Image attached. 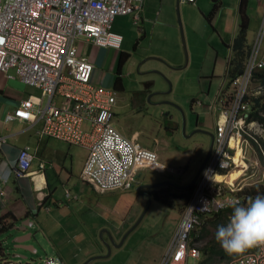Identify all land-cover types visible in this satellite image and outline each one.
I'll list each match as a JSON object with an SVG mask.
<instances>
[{"label": "built area", "instance_id": "2783aa9c", "mask_svg": "<svg viewBox=\"0 0 264 264\" xmlns=\"http://www.w3.org/2000/svg\"><path fill=\"white\" fill-rule=\"evenodd\" d=\"M143 1L0 0V73L9 79L18 78L40 91L39 96L22 99L14 114L6 113L3 120L22 119L31 124L40 121L39 136L85 148L87 156L79 175L97 192L132 189L142 169L170 174L182 172L180 168L161 164L154 150L125 137L113 126L115 93L91 82L93 64L77 54L75 43L79 38L99 47L118 49L122 35L111 30L115 16L130 15L131 24L140 30ZM263 33L264 24L258 31L256 45L250 49L243 72L227 87L222 84L214 101L206 105L209 110L217 109L213 146L184 215L158 264H188L189 258L197 259L200 249L189 244V233L200 224L201 213L240 203L236 192L244 185L238 182L231 185L225 179L216 181L215 176L217 173L226 175L237 168L234 155L238 149L241 159L250 163L254 158L249 154L255 151L250 141L259 144L256 130L264 131L256 121L246 120L247 97L259 94L261 89L258 86L255 93L250 94L247 87L252 74L264 69L260 52ZM56 96L71 98L72 103L56 104ZM231 141L235 143L234 148L229 145ZM258 147L261 151L260 144ZM33 157L29 146L19 151L13 168L15 176L28 174ZM44 167L45 163L40 162L39 169ZM253 169V165L249 166L245 173ZM257 179L264 180V177ZM7 180L8 174L0 171V199L7 194ZM64 196L69 199L71 194L66 190ZM40 264L62 263L45 257ZM225 264H264V246L254 247Z\"/></svg>", "mask_w": 264, "mask_h": 264}, {"label": "rangeland", "instance_id": "374dc122", "mask_svg": "<svg viewBox=\"0 0 264 264\" xmlns=\"http://www.w3.org/2000/svg\"><path fill=\"white\" fill-rule=\"evenodd\" d=\"M153 2L155 4L162 3L165 10L171 14L175 22L173 25L174 30H171V24L166 22L161 16H158L160 6L156 9L151 23L147 25L146 35L144 36L142 28L140 30L137 29L130 23V21L120 23V32L124 39L120 50L132 52V59L127 63V66H122L121 75L125 76L124 82L126 90L116 91V113L113 117L112 124H114L113 126L118 131L119 128L122 129L123 133L119 132L122 135L124 134L125 137L131 140L134 139V141L142 146L154 150L158 162L165 166L180 168L182 169V172L180 174H170L168 172L161 173L150 169L140 170V174L143 177H137L138 185L140 183L145 184L148 181L157 183L166 182L169 185H173L178 190H170L168 186L164 188L166 193H175L167 199H163L172 206L166 202L160 203L155 200H150L148 202L147 199H144V206L142 207V210H139V208L138 210L136 209L135 218L131 214L130 216L125 217L130 218L131 223L133 222L131 224L132 227L137 218L142 214L144 207L148 206L139 223L134 226L133 230V233L138 235V238H141L142 241L137 239L136 242H130L125 248L123 247L124 249L122 248L123 250H115L119 252L113 256L109 255L110 249L109 251L106 249V255H109V257L101 259L103 261H108L105 264H136L138 261L137 259L143 254L147 257L153 255L154 258L157 259L160 255L159 252L169 238L168 245H165L161 255L166 252L188 206L197 177L203 167L199 171L193 184L187 187H193V189L191 190V195L185 205L178 200L177 195L180 191L187 188L180 189L178 186L186 185L194 178L200 167L199 164L205 156V149L210 142V134L215 131V113L217 112V109L214 111L209 110L206 105L210 102V99L220 85L226 84L224 70L226 67V60L229 56V49L224 43L217 44L215 39L209 44L205 41L211 37V33L214 29L212 22L208 21L206 15L210 10V7H205L203 4H199L198 0L194 3L180 1L177 3L176 0H153ZM255 2L256 4L259 3L258 0H255ZM205 3L208 5L209 0H205ZM201 9H204L205 13H203ZM247 16L250 19V16ZM182 17H184V22L187 21L190 24L188 30L191 36V56H189ZM250 24L251 23L249 22L248 34L250 33ZM263 24L264 11L258 22L257 29H255V32L250 38L249 44L251 47H253L254 44L256 45L258 31ZM216 29L221 30L224 28L219 23ZM152 44L154 47L149 48ZM215 44L217 46V51L211 48V45ZM75 45L77 47V43H75ZM133 47H135L134 50ZM146 48L153 50L155 55H147ZM263 50L264 33L260 43V52L262 53ZM147 57L154 58V60L149 63H145V66L149 68V73L144 74L152 80V83L148 86L144 84V87L135 86L134 79H141L143 75H139L140 70H136L135 72H132L131 70H133L134 65L136 67ZM127 71H129V73H126ZM10 73L13 74V71L11 70ZM208 90H210L209 93ZM247 90L250 94H254L257 90V83L249 82ZM60 99H57V101ZM58 103L61 104V100ZM14 112L15 109L8 113L14 114ZM182 118L184 119L185 124L183 129L181 125ZM202 119L204 121H202ZM117 120L118 123L116 122ZM201 122L202 125H199ZM40 127L41 122H36L33 131L35 132L36 130H39ZM193 127L195 128L193 129ZM38 137L47 136L38 135ZM255 137L260 144L262 162L258 157L259 149L258 151L255 150L253 153L251 152V154H249L250 158L256 160V165L252 172H249V174L245 173L244 177L238 181V184L242 186L255 181L257 178L264 177V146L262 144L264 143V131L259 129L256 130ZM54 139L55 138L49 140V146L44 153V158L54 165L56 172L62 170L65 176H67V169L70 168V158L69 156H66L65 153L68 152L69 155H72L73 167L78 169L83 165L87 156V150L80 146L69 144L59 139ZM195 142L200 144L195 145L197 144ZM212 146L213 139L211 148ZM22 148H20V150ZM208 157L209 154L207 159ZM41 162H44L46 166L45 161ZM13 168L14 165L11 169H8L9 171L4 172L8 174V180L5 187L6 193L8 184L13 182L14 178H17L14 174ZM44 169L45 167L38 171L41 172ZM48 174V180L51 182L50 184L54 189L53 197L62 199V184L56 181L57 177L54 175L53 171ZM32 178L33 176L30 177L31 180H33ZM142 187L147 188L144 186ZM142 187L138 186V189L142 190ZM136 188L137 187L134 186L129 190L109 192L104 195L94 194L92 197L98 199L99 202L102 203L100 209L102 208L104 210L103 214H105V216L106 213H112L113 216L117 218L116 212L122 210L124 201H130L133 200V198H136L137 195L139 196L140 191ZM34 189L36 193L37 190L35 187ZM160 189L156 188L157 191ZM143 194L145 196L148 195L147 193ZM148 196L151 198L150 195ZM89 198H91L90 195ZM212 213L214 214L215 212L201 213V221L205 214H211L210 216H212ZM107 216L109 217L108 214ZM229 217L230 215L228 216V219ZM217 220L218 218H215L213 224ZM213 224L209 223L206 225V231L208 233L205 237L199 238V240H195L193 232L201 225V222L191 229L189 233V244L195 245L199 248L200 254L197 259L189 258L187 261L188 264H225L229 260L252 250V248H250L242 254L239 253L230 257L226 261L222 260L219 255L204 254L202 248L212 239V233L214 231ZM17 226L22 227V222H19ZM10 232L11 231L0 232L1 244H5L4 242L6 239L9 244L13 243V238L15 236H11L9 234ZM23 233L24 232L18 231L17 234L14 235H23ZM196 233H199L198 230ZM33 241L38 246L39 255L42 254L43 256L45 253L50 254L45 249L42 236L37 235ZM8 248L9 249H7L6 253H9L11 256L13 253H16L11 247ZM131 251H134V253ZM11 256H8V260H12V264H25L26 260L19 262L17 261V257ZM41 258L42 257L39 256L35 257L34 264H40L42 261ZM141 264H143V262Z\"/></svg>", "mask_w": 264, "mask_h": 264}, {"label": "crops", "instance_id": "0c3cea01", "mask_svg": "<svg viewBox=\"0 0 264 264\" xmlns=\"http://www.w3.org/2000/svg\"><path fill=\"white\" fill-rule=\"evenodd\" d=\"M179 1L187 2L176 0L177 3H179ZM258 1L259 3L256 4L255 0H247L244 7L245 14L250 16V19L248 18V27L249 22L251 23L249 29L250 33L248 34L247 31L248 43L252 34L255 32V29H257L258 22L260 21L264 11V0ZM194 2H196V0H194ZM198 3L201 5L203 4L205 7H210V10L206 15L208 21L212 22V25L214 26L211 37L208 40H205L206 43L209 44L213 39H215L217 44L224 43L228 47L238 30L240 22L239 0H221L220 6L215 10L212 16L210 15L213 10L211 0H209L208 5H206L205 0H198ZM158 6H160L158 16H161L166 22L171 24V30H174L173 25L175 22L171 14L165 10L163 4H155L153 0H144L140 22V28H142L143 36L146 35V27L151 23ZM201 11L205 13L204 9H201ZM182 19L187 46L189 49V56H191V36L188 30V26H190V24L187 21L184 22V17H182ZM129 21L131 23L130 15L115 16L111 27L112 31L122 35L119 25L121 22ZM219 23L224 29H216ZM123 40L124 39L122 37V42ZM121 47L122 43L118 49L99 47L84 38H79L77 40L76 47L77 54L84 56L91 64H93L91 82L103 88L110 89L115 93L113 117L116 113L115 109L117 104L116 91L112 89L113 79L118 73V76L122 77V89L117 91L126 90L124 82L125 76L121 75L122 66H127V63L132 59V52L120 50ZM151 47H154V45L152 44L149 48ZM216 47V44L211 45V48L217 51ZM134 48L135 47H133V50ZM149 48H146L147 55H155L154 51ZM228 49L229 58L231 50L229 47ZM120 52L127 53L128 58L126 62L122 63L121 66L118 67L117 61ZM262 56L264 58V50L262 52ZM152 60H154V58L147 57L136 67L135 65L133 66V70H131L132 72L140 70L139 75H143L141 79H134L135 86L144 87V84L148 86L152 83V80H150L148 76L144 75L149 73V68L145 66V63L147 64ZM117 70L119 72H117ZM10 71L11 70H9V72ZM126 73H129V71ZM221 86L222 85H220V87ZM225 86L227 87L226 84ZM220 87L217 89L210 101H214ZM209 91L210 90H208V93ZM29 95L39 96L40 91L35 87L23 84L18 78L9 79L6 78L3 73H0V137H2L0 147L4 144L12 148H22L23 146L30 147L34 157L27 176L29 178L33 176L32 179L34 187L37 190L35 193L36 203L34 206L27 205L22 200L18 192L15 190V184L12 182L7 186V196L0 199V216L10 211L16 218V220L13 221L14 225L5 230L11 231L9 234L11 236H15L13 238V243L9 244L7 239L4 242L5 244L0 243V264L13 262L12 260H8L11 256L9 253H6L7 249H9L8 247H11V249L16 252L13 253L11 257H17V261L19 262L24 261L20 258V256L26 255L27 257H32L33 259L39 256L42 257L41 260L45 257L56 258L61 261L62 264H105L108 261H103L101 260L102 258L109 257V255H116L119 251L115 250H123L130 242H136L137 239H139V236L135 235L133 230L134 226L139 223L140 216L137 218L132 227L131 224L133 222L131 223L130 218L125 217L130 216L131 214L135 218L136 209L138 210L139 208V210H142L145 198L137 195V197L133 198V200L124 201L122 210L116 212L117 218H115L112 213H106L105 216V214H103L104 210L102 208L100 209V205H102V203H100L98 199H94L92 196L94 194L104 195L109 192H120V190L96 192L90 184L80 179L79 170L82 165L78 169L74 168L72 155H69L68 152L65 153V155L70 158V168L67 169V176H65L62 170L56 172L54 165L49 163V161L44 158V153L49 146V140L53 138L38 137V130L35 132L33 131L35 124L28 123L22 119H16L8 122L3 120L6 113L12 112L14 109L16 110L20 101L27 98ZM55 98L56 104H58L60 100L61 105H70L72 103L71 98L68 97L56 96ZM57 99L60 100L57 101ZM202 121L204 120L202 119ZM116 122L118 123V120ZM199 125H202V122ZM119 131L122 132V129L119 128ZM195 143V145L200 144L198 142ZM41 161H45L46 166L44 170L39 172L38 164ZM14 163L15 162H13L0 148V171L7 172L8 169L13 167ZM51 171H53L54 175L57 177L56 181L63 186L62 199L53 197L54 189L47 177L49 175L48 173ZM140 177L142 178L143 176ZM151 183L157 182L148 181L145 184ZM145 184L140 183L139 185H135V187H137L136 189L138 191H141L138 189V186L142 187V185ZM142 189L144 188L142 187ZM66 190L71 194L69 199L64 196ZM140 194L144 195L143 192H140ZM89 195L91 198H89ZM44 199H46L45 204L40 207L42 200ZM19 222H22V227L17 226ZM18 231L24 232L23 235H14L17 234ZM37 235L43 237L45 249L50 253H45V255H43L44 257L42 254L39 255L38 246L33 241ZM139 240L142 241L141 238ZM168 242L169 238L166 240L159 252L160 255L165 245H168ZM106 249H108V251L110 249L109 255H106ZM131 252L134 253V251ZM160 255L157 259L154 258L153 255L149 257L144 254L140 255L136 264H141L142 262L143 264H158V261H160L159 259H161L163 254L161 256Z\"/></svg>", "mask_w": 264, "mask_h": 264}, {"label": "trees", "instance_id": "16d2710c", "mask_svg": "<svg viewBox=\"0 0 264 264\" xmlns=\"http://www.w3.org/2000/svg\"><path fill=\"white\" fill-rule=\"evenodd\" d=\"M212 2V11L210 15L212 16L215 10L220 6L221 0H211ZM247 0H239V17L240 22L238 25V30L236 34L234 35L231 43L228 45V47L231 50V55L227 60L226 63V70H225V79H227L226 85L230 84V81L239 76L244 69L245 61L249 55L251 46L247 41V31H248V17L245 14V3ZM113 23V22H112ZM112 30V29H111ZM128 54L125 52H120L118 56V67L121 66L123 63V60L125 57H127ZM117 72H119L117 70ZM256 82L257 87H261L260 93L256 95L248 96L247 100V121H256L263 129H264V69L255 71L252 74L251 77V83ZM112 89L117 91L122 89V77L117 75L115 76V79L113 81ZM253 148H255L256 151H258V143L254 142L253 140L250 141ZM262 142V141H261ZM264 146V143H262ZM259 160L262 162V156L261 152L259 150L258 152ZM193 187L187 188L185 190H182L177 195L178 200L185 205L191 195V190ZM15 190L18 192V188L15 186ZM177 193V192H176ZM172 194L175 193H166L165 189L161 188L159 191H154L151 194V200H156L160 203H168L166 200L168 197H170ZM264 195V180L257 179L255 182H252L250 184L244 185L243 188L236 192V195L240 197V204L246 205L248 203L249 198H254L256 195ZM20 196V194H19ZM21 197V196H20ZM47 198V197H46ZM45 200H42V204L40 207L44 206ZM170 206H172L170 203H168ZM232 213V207H228L227 209L212 213V216L210 215H204L202 217L201 225L196 228L193 232V235L195 237V240H199V238L205 237V235L208 233L206 231V225L209 223L213 224V221L215 218H218V220L213 224L214 225V231L212 233V239L209 241L207 245H205L202 248V252L204 254H215L219 255L222 260H228L230 257L236 255L234 254H227L220 246V244L215 239V232L217 230L218 225H223L228 222V216ZM210 216V217H209ZM16 220L15 216L12 214V212L8 211L0 216V232H3L13 226V221ZM198 230L199 233H196ZM247 251V250H246ZM1 252V249H0ZM202 253V254H203ZM242 254V253H241Z\"/></svg>", "mask_w": 264, "mask_h": 264}, {"label": "clouds", "instance_id": "9594fccd", "mask_svg": "<svg viewBox=\"0 0 264 264\" xmlns=\"http://www.w3.org/2000/svg\"><path fill=\"white\" fill-rule=\"evenodd\" d=\"M228 222L218 225L215 239L229 255L264 246V195L249 198L246 205H232Z\"/></svg>", "mask_w": 264, "mask_h": 264}, {"label": "water", "instance_id": "95a60500", "mask_svg": "<svg viewBox=\"0 0 264 264\" xmlns=\"http://www.w3.org/2000/svg\"><path fill=\"white\" fill-rule=\"evenodd\" d=\"M182 129L184 127V119L182 118ZM212 139H213V136L211 137V140H210V146H209V150H208V153L205 157V159L203 160V162L201 163L198 171L196 172V175L194 176V178L186 185H180L178 186L180 189H185L189 186H191L193 184V182L195 181L199 171L201 170V168L203 167L206 159H207V156L210 152V149H211V145H212ZM1 150L4 151V153L6 155H8V157L13 161V162H16L17 160V156L19 154V151H20V148H12V147H8L6 144L4 145H1ZM13 184H15V186L18 188V191H19V194L22 198V200L27 204V205H30V206H34L35 203H36V195H35V189H34V183H33V180H31L28 176H19L17 178H14L13 179ZM162 184H167L166 182H161V183H151V184H145V185H142L144 187H147V188H151V187H156V186H160ZM147 199H148V202L151 200V198L146 195ZM146 208L147 206L145 207V209L143 210L142 214L140 215L139 219L142 218L143 214L145 213L146 211ZM107 247V245H106ZM20 258L22 260H26L25 261V264H33L34 262V259L32 257H27L26 255L24 256H20ZM6 264V263H5ZM7 264H12V263H7Z\"/></svg>", "mask_w": 264, "mask_h": 264}, {"label": "bare ground", "instance_id": "6f19581e", "mask_svg": "<svg viewBox=\"0 0 264 264\" xmlns=\"http://www.w3.org/2000/svg\"><path fill=\"white\" fill-rule=\"evenodd\" d=\"M229 145L231 147H233V148L235 147V143L233 141H231ZM250 160H251L250 163H247V162L243 161L241 159V154H240V151L238 149L236 151L235 155H234V161L238 164L237 168L232 169L226 175L218 174L217 173L216 176H215L216 181H222L223 179H225L231 185H235L242 178V176L244 175L246 169L249 166H252V165L255 166L256 165V160H253V159H250ZM22 175L27 176V173L26 174L25 173L24 174L22 173Z\"/></svg>", "mask_w": 264, "mask_h": 264}, {"label": "flooded vegetation", "instance_id": "af4514ba", "mask_svg": "<svg viewBox=\"0 0 264 264\" xmlns=\"http://www.w3.org/2000/svg\"><path fill=\"white\" fill-rule=\"evenodd\" d=\"M127 58H128V56L124 58L123 63L127 61ZM194 128H195V127H193V129H194ZM212 136H214V132H212V134H210V140H211V137H212ZM209 146H210V142H209L207 148L205 149V156H204V158L206 157V155H207V153H208ZM210 151H211V149H210ZM209 153H210V152H209ZM204 158H203V159H204ZM203 159H202V161H203ZM202 161H201V162H202ZM201 162H200V164H201ZM200 164H199V166H200ZM199 166H198V167H199ZM167 186H168V188H169L170 190H178V189H177L176 187H174L173 185L163 184V185L156 186V187L144 188V189H142L140 192L147 193L148 195L151 196L152 192L157 191L156 188H158V189L163 188V189H164V188H166ZM159 187H160V188H159ZM173 187H174V188H173ZM139 195L146 199V197H145L144 195H142V194H139Z\"/></svg>", "mask_w": 264, "mask_h": 264}]
</instances>
